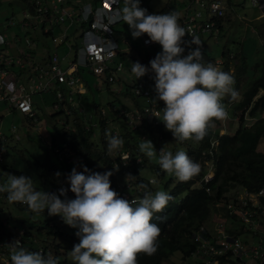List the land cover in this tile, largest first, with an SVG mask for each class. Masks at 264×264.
<instances>
[{
    "label": "clouds",
    "instance_id": "9594fccd",
    "mask_svg": "<svg viewBox=\"0 0 264 264\" xmlns=\"http://www.w3.org/2000/svg\"><path fill=\"white\" fill-rule=\"evenodd\" d=\"M140 5L141 0H123V7L115 13V21L127 24L133 38L146 34L149 37L146 43H158L162 50L149 61L150 67L135 61L131 71L137 80L154 73L156 95L152 101H163L165 105L160 109L162 116L160 112L154 116L172 132L175 140L200 142L213 120L228 118L223 101L226 97L235 100L238 96L235 77L212 62H205L203 43L196 36L187 42V55H184V37L190 33L179 23L178 11L149 14ZM193 44L195 48L191 47ZM106 136L109 155L123 148L121 137L110 132ZM139 150L181 182L191 180L201 171L200 164L183 150L173 154L163 147L157 158L149 139L139 144ZM83 168L80 172L73 167L67 176L75 198H68L69 188L60 187L58 193L39 191L34 188L31 177L15 174L0 184V193H7L9 203L25 204L36 215L47 209L49 216L59 215L65 224L77 229L79 243L68 254L73 264H138L139 254L154 255L161 229L151 221L155 213L165 209L172 196L164 191L154 194L146 191L142 199L128 200L112 188L111 170L101 173L86 165ZM55 175L59 177L61 173ZM11 245V264H60L51 254L28 251L19 240Z\"/></svg>",
    "mask_w": 264,
    "mask_h": 264
},
{
    "label": "rangeland",
    "instance_id": "374dc122",
    "mask_svg": "<svg viewBox=\"0 0 264 264\" xmlns=\"http://www.w3.org/2000/svg\"><path fill=\"white\" fill-rule=\"evenodd\" d=\"M27 1L28 0H0V32H2L5 41L10 42L7 46L13 53H18L15 45H22L23 48H25L24 39L25 35H27V38L29 39V48L27 49L29 54L27 57L35 58L37 57L36 54L42 55L41 51L43 53L46 51L49 52V50L53 48V43L49 34L42 33L41 24L36 23L37 19L31 18V16H24L23 12L26 8ZM74 1L77 4H81L83 1L92 2L93 0ZM223 1L225 14L221 19V24L223 22L222 27L220 25V29L212 33L207 30L201 35L202 37L199 36L198 38L207 45L204 56L205 62H212V59L218 58L221 55L223 48H227L233 53H230L233 55V58H230L229 60V62L232 60L230 62L229 72L233 74L234 77L237 76L235 77L234 88L238 92V96L235 100H231L228 97L224 99L226 104L231 105L229 108L228 118L223 121L215 120L213 122V126L218 127L220 133H232L239 125L241 115H243V124L245 125L253 122L259 116H264V108L262 111L255 112L251 115L249 114L248 109H243L242 106H239L242 98V92L245 89L249 78L252 80L253 78L261 75V71L264 69V8L261 7L259 2L253 4L252 0ZM187 4L188 0H141L140 6L147 8L149 13H163L176 10L180 13L179 23L181 24V19L185 15V9L189 6V4L188 6ZM119 6L121 8L123 7V0H120ZM162 8L164 9L163 11L161 10ZM23 19L31 22L26 30L22 29L20 26ZM64 26L65 23H62L60 27H55L54 32L59 34ZM34 27L36 28L33 29ZM74 28V25L70 26L69 31ZM113 29L116 36L121 37L122 35L127 40V43H121L122 47H124L126 55L122 58L125 68L119 71V76L121 79H124L126 83H130L133 79H135V76L132 71H127V66L132 63V59L128 57V54H131L137 59L149 55V60H151L152 58H155L156 54L160 52L162 48L158 43L145 47L141 41L142 36L139 38H133L131 30L123 21H119L113 25ZM76 43L77 41L74 40L73 36H69L67 41H61L59 43L57 52L60 57V65L63 68L67 65V62L74 58L77 47ZM23 51L26 50L23 49ZM241 54L246 56L248 66H246V71L239 68V70L241 69L239 72L238 67H241L242 64ZM116 59L121 60V58L118 57ZM80 67L83 69L81 72V79L83 81L82 88L84 91L73 92V97L76 102V106H81L83 108L81 114L82 118L85 116L88 117V115L92 113L94 115L93 111L95 106H105L106 110H109L108 105L110 103H112L116 108L120 107V103H126L128 105L133 104L131 100L132 98L128 95L130 93V89L128 88L129 86L126 87L128 89L127 96L125 93L126 85L124 83L122 84V91L116 93L115 88L119 83L118 81L107 83L104 75L97 76L91 73L87 66ZM32 74H34L33 71ZM19 78L26 82L27 74L19 72ZM262 92L263 89L259 88L253 99L260 96ZM153 97H151V101ZM53 100L54 97L50 93H33L32 104L37 116V120L34 122H28L25 115L18 110L0 107V115L2 118L0 129L2 133L8 136L9 140L8 146L6 145L7 147L3 148L4 153L2 160L0 161V173L2 174L0 179L1 184L7 181L10 174H14L11 170L13 169L20 170L24 175L31 177L34 188L39 191L58 193L59 183L64 184L65 182L70 187L67 177H63V170L61 169L51 171L50 176L47 179L41 176L40 163L46 157L45 146L47 144H51L53 140H55L58 144H61L59 133L63 131V123L65 122L64 114L59 113L57 112L58 110L52 108ZM139 102L143 105L149 101L143 98L139 99ZM119 121L120 120L115 119L111 125L115 128L116 134L113 133V135L122 137V129L119 127ZM94 122L95 121H93V123ZM13 126L14 130H12ZM123 131L125 132L126 129H123ZM15 133L19 135L18 139L14 136ZM131 134H133L132 139L136 141L135 143L138 146L144 139H147L146 137H142L143 135L137 131L131 132ZM157 139L159 143V148L156 152L157 158L159 156V150L163 147H165L166 151H172L173 154H175L178 150L186 152L185 144L192 141L186 140L184 142H179L175 140L173 135L162 136V138L158 135ZM105 142L107 144V139H105ZM139 152L142 153L141 151ZM115 155V152H113L111 156L114 157ZM49 157L56 158L51 153L49 154ZM136 159L139 161L140 156H137ZM64 161L68 164V166H71V171L73 169L72 165L74 164V161L72 163L69 159ZM150 161L156 162V160ZM56 162L59 163L58 159ZM141 168L142 174L145 177H151L152 181L154 180L151 183V189L149 190L153 194L156 191H164L167 193L168 188L165 184L170 182V186L172 187V183L178 180L174 176H169L162 169L163 174L158 175L149 167L148 162H144V164L141 165ZM205 168H207L205 169V172L208 171L211 175L214 167L212 165H206ZM57 172L61 173L59 177L55 175ZM112 172L114 171L112 170ZM231 173H234L236 178L227 184L231 185L233 189L230 190L232 188L231 187L224 193V195H226V199L233 196L232 192H236L237 189H240V185L238 184L239 181L244 178H249L248 171L243 166L234 165V169L231 170ZM61 199H64V197L61 196ZM211 208L212 210L209 215V220L204 222V224H207L210 231L214 233L217 220L226 216L225 204H213L211 205ZM56 216L58 217V215ZM56 216H49L44 212L36 215L28 209V206H21L17 203H9L7 198L0 200V218H2V221L5 219L4 226L6 229H9L10 227L13 229L21 226L27 227L35 222L36 224L40 221L43 222V220L47 218L50 219V221H53ZM224 220L228 219L225 217ZM55 221L57 223L59 220L57 219ZM229 222L237 227L240 225L239 222H234L232 219H229ZM59 225L61 226L58 228L59 234L55 237V241L58 246V259L60 260V264H73V261H71L68 254L69 251L73 249L74 245L79 243V238L75 235L77 229L68 227V225L64 223L63 219L59 222ZM260 228L262 229L263 227L261 226ZM244 230L245 231L240 233L242 239L248 242L258 241L259 234H257V232L254 233L249 232L246 229ZM34 233V238L30 239L31 242L28 240L24 241L23 248L27 249L28 247L31 250H36L38 247L47 244L44 241L45 235L36 231ZM7 237L8 231L5 230L0 238L2 240H7ZM47 246H49V248L51 247L49 244ZM49 250L47 247L46 252H49ZM204 260L205 257L201 253L194 252L189 256L183 257L180 251H174L167 259L162 261L161 264H201Z\"/></svg>",
    "mask_w": 264,
    "mask_h": 264
},
{
    "label": "built area",
    "instance_id": "2783aa9c",
    "mask_svg": "<svg viewBox=\"0 0 264 264\" xmlns=\"http://www.w3.org/2000/svg\"><path fill=\"white\" fill-rule=\"evenodd\" d=\"M119 2L120 0H97L96 2L83 1L81 4H77L74 0H28L23 12L24 16H31V18L37 19L36 23L41 24L42 33L51 36L54 46L59 45L61 41H67L69 36H73L74 40L77 41L75 55L63 68L60 65L59 54L54 49L50 51L47 58L41 63L36 57H27L29 54L27 51L29 48L27 35H25L24 39L25 48L22 45H15L18 53H13L7 46L10 42L5 41L2 32H0V106L14 110L18 109L25 115L28 122H34L37 120V116L32 104L33 93L44 92L53 88L56 98L54 107L56 109L63 108L66 102L74 104L73 92H82L78 87L81 82L80 66H87L88 70L97 76L104 75L109 83L118 81L117 92L123 89V83L129 84L119 76V71L125 68L122 61L124 56L120 55H126L121 43H127V40L123 36L120 39L117 38L113 29V25L118 23L115 21V13L120 8ZM252 2L255 4L257 0H252ZM188 4L185 9V15L181 19V26L191 34H186L184 37L186 42L184 55H187V42L192 39V36L199 37L207 30L211 33L216 32L219 29L220 20L225 14L223 0H188ZM30 23L23 19L20 26L26 30ZM62 23H65V26L61 32L59 34L55 33L54 28L60 27ZM72 25L78 26V29L69 31V27ZM146 41H149V37L145 34L142 36V44L144 46L156 44L154 42L146 43ZM202 43L205 56L207 45L203 41ZM191 47L195 48L196 45L193 44ZM23 49L26 51H23ZM232 54H229L230 58H233ZM117 57L121 58V60H117ZM128 57L132 59V62L139 61L150 67L149 55L139 59L131 54H128ZM212 62L223 70L225 57L220 55L218 58L212 59ZM131 64L127 66V71H131ZM14 67H17L19 71L16 72ZM32 71L34 74H32ZM19 72L28 74L26 82L19 78ZM153 75L154 73L149 72L138 80L135 77V81L131 86V92L135 96L147 99L149 101L148 105L139 109L137 106L129 107V105L125 104L129 108L121 106L114 111V116L124 119L129 129L138 128L145 115L154 117V119L156 118L154 114L157 112H160L161 115L157 103H153L150 100L151 97L156 95ZM58 84L69 88L67 93L59 88ZM223 103L229 114L231 105L226 104L225 101ZM76 108L80 112L83 110L81 106ZM98 110L102 114L107 112L106 107L101 105L98 106ZM69 112L70 110L65 111L67 114ZM91 118L92 114H89L88 117H84V121L86 122V120ZM64 121L63 128H70L68 120ZM87 125L89 124L87 123ZM12 130H14V126ZM14 136L17 139L19 138L17 133ZM7 140L8 136L2 133L0 129V161L2 160L3 148L6 147ZM215 143L216 140L212 139L210 147ZM123 151L120 158L126 162L129 158V152L127 150ZM202 153L204 154L205 151ZM58 157L62 160L69 159L71 162L74 161L73 167H76L77 170L79 169V156L68 146L63 148L62 154ZM1 176L2 174L0 173V179ZM210 176L208 171H206L202 175L201 180L207 182ZM61 185L69 188L68 192H71L66 182ZM232 195L231 198L222 197L215 202L216 205L225 204V217L228 220H224L225 217L217 220L214 233L210 231L206 224L202 223L200 225L199 231L195 234L196 239L199 240L196 253L203 254L205 257L204 264H264V184L257 187L256 190H249L240 186V189L232 192ZM120 196L128 200H139L127 190H122ZM5 198H7V193H0V200ZM229 219L239 222L240 225L237 227L230 223ZM3 220L0 218V236L7 230L8 237L7 240L0 238V264H11V243L19 240L20 245H22L23 237H26V229L23 226L15 229L11 227L6 229L4 226L5 219ZM261 226L263 227L262 229L260 228ZM229 228H243L249 232H260V236L257 242H248L242 239L240 234L231 233ZM37 251L43 253V246L38 247ZM49 254L53 256V253L50 252Z\"/></svg>",
    "mask_w": 264,
    "mask_h": 264
},
{
    "label": "trees",
    "instance_id": "16d2710c",
    "mask_svg": "<svg viewBox=\"0 0 264 264\" xmlns=\"http://www.w3.org/2000/svg\"><path fill=\"white\" fill-rule=\"evenodd\" d=\"M261 1L264 2V0ZM161 10L163 11L164 9L162 8ZM229 54V49H222L221 55L225 57L223 70L227 72H229L230 62L232 61L229 62ZM120 56L123 57L124 55ZM241 63V67H238V70L241 68L243 71H246V66L248 65L244 54H241ZM134 81L135 79L131 81V84H125V93L127 96L128 89L126 87L129 86L130 93L128 95L132 98L131 100L133 102L132 106L129 105V107L137 106L139 109H142L148 105L149 102L141 105L139 99H143L144 97L135 96L131 92V86ZM259 88L263 89L262 94L256 99H253ZM115 91L118 93L121 92L122 89L117 92L115 88ZM125 104L126 103H120V107L125 106L129 108L127 107L128 104ZM157 105L160 109L165 106L163 101H159ZM108 106L109 110H107L105 114H102L98 110V106H95L93 111L94 115L92 113V118L86 120V122L81 116L82 112L77 109H72L69 115V122L71 123L70 129L63 128V131L59 133L61 144L53 140L51 144L45 146L46 157L40 163L41 176L47 179L51 171L58 169L63 170L64 178L68 176L71 172V166H68L64 159L62 160L58 157L62 154L63 148L68 146L79 156L80 167L78 171L83 172L84 165L92 171L101 173L113 170V175L110 177L112 188L119 194L122 190H127L133 197L142 199L144 193L151 189V183L154 180L152 181L151 177L148 178L142 174L141 165H143L144 162H148L149 167L158 175L163 174V171L157 162L150 161L144 153L139 152V146L135 143L136 141L132 139L133 134H131V132H140L143 135L142 137L151 140L155 146L156 152L159 148L158 135L162 138V136H171L173 134L165 128L163 122L159 118L156 117L154 119V117L148 115L144 116L138 128L134 130L129 129L124 119L114 116V111L118 110L120 107L116 108L112 103ZM239 106H242L243 109H248L251 115L255 112L262 111L264 108V69L261 71V75L252 80L249 78L242 92ZM115 119L120 120L119 127L122 129L121 138L124 140V145L123 148L119 152H115L116 155L112 157L108 154L105 139H107L106 133L108 132L112 135L113 133L116 134L114 126L111 125ZM93 121H95V123H93ZM214 121L215 120L211 122L208 134L202 141H195L194 143V140H192V143L185 144L186 153L193 161L200 164L201 171L199 175L187 182L177 180L172 183L173 185L171 184L172 187L170 186V182L165 184L168 188L167 193L171 195L173 199L169 201L162 212L155 213L151 221L156 223L161 229L158 250L152 256L139 254L138 264H161L162 261L167 259L174 251H180L183 257L196 252L199 240L196 239L195 234L199 231L200 225L209 220V215L212 210L211 205L219 201V198L225 197L226 195H224V193L232 187L227 184L236 178L235 174L231 173V170L234 169V165L243 166L248 171L249 178H244L238 183L241 187H245L249 190H256L257 187L264 184V116H259L253 122L245 125L243 124V115H241L239 125L232 133H220L219 128L213 126ZM87 123L89 125H87ZM123 129H126V131L124 132ZM212 139L216 140V143L210 147V141ZM8 141L9 140H7V146ZM123 150L129 152V158L126 162L120 158V154ZM203 151H205L204 154L202 153ZM50 153L56 158L49 157ZM137 156H140V161L136 160ZM57 159L59 163L56 162ZM210 163L214 168L212 169L210 179L205 182L201 180V177L205 173L206 165ZM11 170L14 174L24 175L20 170ZM128 174H131V176H128ZM60 187H62L61 183H59V188ZM232 189L233 187L230 190ZM67 195L70 199L75 198V194L72 192H68ZM17 204L27 206L22 203ZM44 213L48 215L47 209ZM57 219L59 221L56 223L55 220ZM55 220L50 221V219L47 218L44 219L43 222L40 221L37 224L35 222L27 227L23 226L26 229V237H23L21 246H24V241H30V239L34 238L35 231L39 232L45 235L44 241L47 243L43 245V254L47 256L51 252L53 253V257L58 259V246L55 237L59 234L58 228L61 227L59 222L62 221V218L58 215V217H55ZM229 231L231 233L240 234L245 230L242 228H229ZM48 244L51 246L50 248L47 246ZM47 247L48 250L50 249L49 252H46ZM27 250L37 251V249L31 250L28 247ZM201 264H204V262Z\"/></svg>",
    "mask_w": 264,
    "mask_h": 264
},
{
    "label": "crops",
    "instance_id": "0c3cea01",
    "mask_svg": "<svg viewBox=\"0 0 264 264\" xmlns=\"http://www.w3.org/2000/svg\"><path fill=\"white\" fill-rule=\"evenodd\" d=\"M97 0H93L92 2H96ZM257 2H259L260 3V5H261V7H263L264 8V2L263 1H261V0H257ZM120 3V2H119ZM120 7V6H119ZM121 8V7H120ZM264 10V9H263ZM149 14H151V13H149ZM222 24H223V22H222ZM222 24H221V20H220V24L219 25H221V27H222ZM75 26V28L73 29V30H71V31H76L77 29H78V26H76V25H74ZM220 29V28H219ZM263 30H264V25H263ZM116 36V35H115ZM122 36V35H121ZM117 38H121L120 36H116ZM202 37V36H201ZM141 41H142V39H141ZM57 47H58V45L57 46H54L53 45V48L52 49H50L49 50V52L48 51H46L45 53H43L42 51H41V54L42 55H38V54H36L37 55V59H38V61L39 62H41V63H43L44 62V60L47 58V56H48V54L50 53V51H53L54 49L57 51ZM146 47V46H145ZM58 53V52H57ZM59 54V53H58ZM67 64H68V62H67ZM14 70L16 71V72H18L19 70H18V68L17 67H14ZM83 71V69H81L80 70V73ZM27 77H28V74H27ZM80 77H81V75H80ZM82 79H81V82L79 83V89L80 90H82V91H84V89L82 88V86H83V84H82ZM58 86H59V88H61L62 90H64L66 93H67V90H69V88H67V87H65V86H63L62 84H58ZM44 92H46V93H50V94H52L53 95V97H54V100H53V102H52V108H54L55 110H58L57 112H59V113H62V114H64V116H65V120L66 119H68V122L70 121L69 120V118H70V113H71V111H72V109H77L76 107L77 106H75L76 104V102H75V100H74V104H71V103H69V102H66V104H65V106L63 107V108H61V109H56L55 107H54V103L56 102V98H55V93H54V90H53V88H52V90H48V91H44ZM1 107V106H0ZM18 110V109H17ZM66 110H70V112H69V114H67V113H65V111ZM19 111V110H18ZM20 112V111H19ZM85 118H86V116H85ZM1 120H2V118H1ZM1 123V122H0ZM69 124H71L70 122H69ZM254 233H256V232H254ZM257 234H259V236H260V232L259 233H257ZM10 256H11V254H10Z\"/></svg>",
    "mask_w": 264,
    "mask_h": 264
}]
</instances>
